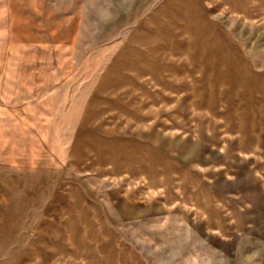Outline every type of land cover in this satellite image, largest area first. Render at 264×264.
Masks as SVG:
<instances>
[{
	"label": "rangeland",
	"instance_id": "obj_1",
	"mask_svg": "<svg viewBox=\"0 0 264 264\" xmlns=\"http://www.w3.org/2000/svg\"><path fill=\"white\" fill-rule=\"evenodd\" d=\"M7 2L0 69L27 64L25 48L13 60L27 27ZM163 11V75L149 84L164 120L157 184L155 171L115 168L127 164L95 139H67L44 168L59 138H0V264H264V0ZM19 140L39 150L26 168L11 161Z\"/></svg>",
	"mask_w": 264,
	"mask_h": 264
},
{
	"label": "crops",
	"instance_id": "obj_2",
	"mask_svg": "<svg viewBox=\"0 0 264 264\" xmlns=\"http://www.w3.org/2000/svg\"><path fill=\"white\" fill-rule=\"evenodd\" d=\"M7 4L12 25L27 27L13 32V60L16 47L28 54L27 64L0 69V138H59L58 146L49 141L41 152L42 166L50 168L52 161L63 162L67 139H75L76 147L95 139L109 162L127 164L115 168L155 171L157 184L164 120L154 110L162 100L150 94L149 84L163 75L164 0ZM13 144L12 163L28 167L34 160L26 155L39 150L25 153L29 141Z\"/></svg>",
	"mask_w": 264,
	"mask_h": 264
}]
</instances>
